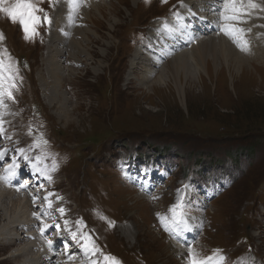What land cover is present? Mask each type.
Instances as JSON below:
<instances>
[{"label": "rangeland", "instance_id": "obj_1", "mask_svg": "<svg viewBox=\"0 0 264 264\" xmlns=\"http://www.w3.org/2000/svg\"><path fill=\"white\" fill-rule=\"evenodd\" d=\"M98 1L103 7L98 13L90 14L89 20L84 22L92 33H84L83 37L79 35V40L86 36L85 39L88 40L78 42L89 56L78 54L82 69L72 70L66 64L60 63L63 68H70L67 81H64L65 84H62L60 90L69 101L66 107L73 125H62V119L55 115L59 111H56L57 105H48L40 88L47 105L43 115L45 123H39V133L32 137L40 141L46 140L50 154L61 163V179L58 190L54 191L59 193L65 206L72 203L71 211L73 207L88 218L87 210L93 207L90 213L102 211L120 222L115 231L106 236L105 243L109 252L123 259L125 264H139L135 258H138V261L142 258L141 264H188V258L185 256L183 262H177V257L172 259L168 256L169 252L161 253L169 240L158 215L153 212L159 205L169 204V201L164 199L162 203L157 202L153 206H149L144 200L141 201L134 192L123 187L126 181L124 163H114L118 155L128 152L126 148L131 144L130 141L138 144H134L129 152L135 151V146L144 148L145 145H151L152 148H157L159 143H167L171 145L172 150L166 155H170L172 160H177L174 156L178 155L181 163L179 169L197 161L203 169L214 172L221 170L218 166H222L225 161L232 160L231 171L223 169L217 172L228 171L227 173L233 176L232 183L207 211L212 226L207 232L206 229L201 231V235L206 233L205 243L211 247L209 250L213 247L231 250L233 242L230 238H234L236 233L237 236L245 234L250 228L257 231V237L252 239L264 244V233L260 226L250 223L251 211L257 210L264 203V200L261 201V198H264V187L259 186L261 182L264 183V64L259 63L258 59L253 60L255 54L260 53L252 51L251 59H247L253 60V63L245 61L248 64L243 66V75L237 81V76L232 71L229 74L227 64H224L222 59L215 61L219 65L215 69L214 62L209 57L199 55L197 62L201 70L197 77H192L195 67L191 60L185 65L186 73L183 69H176L177 79H174L170 69H167L161 86H154V89L141 87L140 78L145 73L144 70L131 73L129 69V55L136 47L140 49L133 36L137 31L152 26L157 17L175 9L178 3L183 4L184 1ZM257 1L264 3L262 0ZM222 2L223 0L218 7L222 8ZM263 14L264 10L260 11L257 15L259 20H256L259 22L257 27L262 31ZM174 24L180 25L179 22ZM242 29L246 30L243 26ZM167 31H164L165 37L168 36ZM0 32L3 33V28H0ZM4 33L14 51V54L7 56L11 57L14 64H19L23 72L31 71L27 90L23 91L17 83L12 90L15 99L11 101L18 106H24L32 100L40 99L39 81L37 83L33 76L36 71L34 68L39 63L41 48L45 51V54H42V76L46 83H49V70L46 66L51 58L47 56L48 46L29 47L24 40L30 43L36 36L26 40L23 30L15 31L4 27ZM171 61L159 65V70L150 77V86L161 69ZM141 66L139 63L136 68L131 69ZM37 75L39 77L41 74ZM70 78L76 85L72 86ZM126 78L132 81H126ZM46 86L45 84L44 90L52 92L51 88L46 89ZM70 87L76 92L73 93ZM0 116L8 117L2 110ZM15 137L6 132L0 136V151L8 149L2 160L3 165L7 166ZM78 151L82 156H78ZM138 152L142 154L143 151L139 149ZM90 153L92 159L85 163V175L82 176L81 161ZM246 153L248 156H243ZM86 180L89 184L85 185ZM0 204V217L3 216V219L7 220H0V264H20L15 257L17 248L9 250L2 239V236L8 238V228L12 227L8 223L12 215L10 203L3 200ZM261 219H264V214ZM123 229H128L127 236L122 232ZM104 231L101 227L100 232ZM23 243L21 241L19 245L26 247ZM200 247L195 251L201 255V252L206 251H201ZM255 247L262 251L263 255L259 258L264 263V246ZM31 255L33 257L39 254ZM235 255L237 254L232 256Z\"/></svg>", "mask_w": 264, "mask_h": 264}, {"label": "bare ground", "instance_id": "obj_2", "mask_svg": "<svg viewBox=\"0 0 264 264\" xmlns=\"http://www.w3.org/2000/svg\"><path fill=\"white\" fill-rule=\"evenodd\" d=\"M220 1L221 0H211L213 5H215V6H213V9H216L218 7V5L220 4ZM262 1L264 2V0H262ZM255 3H258V1L255 0ZM222 4H223V2H222ZM104 5H106V4H104ZM67 7H69V5H67ZM102 7H103V5L100 4L98 0H86L84 7L82 9V12L80 14L83 16V21L85 22V20L86 21L89 20V15L92 13H98ZM222 8H223V5H222ZM251 10L253 13V19H251L250 23H251V28L254 32L252 34V36H253L254 40H260V37L258 35H254L257 32V25L256 24L259 22L256 20H259L257 15L260 13V11L256 10V9H251ZM176 26H178V25H176ZM236 26L239 28H242V26L239 25V23ZM73 27H75V25ZM259 29L261 30V28H259ZM84 33L88 34V33H92V31L90 29H84L83 31H81L80 29L75 30L73 41H71L69 44H67L65 46H63V44H62V49H60L62 51V54L67 53V55L71 56L73 59H76L78 54H84V56L86 55L87 57H89L86 54L87 51H85L84 48H81L78 44V42L80 41L79 35L81 37H83ZM167 34L169 35V30L167 31ZM163 35L166 36L165 32H163ZM225 36L229 37V36L225 35L223 33V31H221V32L219 31V34L217 36H215V35L207 36V37H204L203 39H200L199 40L200 42H198L195 45L196 49H195V47H193L190 51L177 53L176 55H173L174 59H172L171 62H169L166 66H164L161 69L156 80L152 81V86H150L148 83L151 80L150 77L152 75H154V73H156V71L147 70L148 68L146 67L145 63L148 62V65L152 66V65H156L157 62L149 61V56L145 51H143L142 54L139 53L140 49H137V51H134L133 59L130 62V66H131V68H136L138 66V64L141 63L142 66L140 68L143 69L144 70L143 72H145V73L142 75V78H140V86L145 87V88H148V87L151 88L152 87L154 89V86H161L164 83V80H165L164 73L167 72V69H170V72H172L171 74H173V78L177 79L178 70H176V69H183V70H185L183 72L186 73L187 68L185 65H186V63H190L191 60H192V63L195 67V72L193 73L194 75H192V77H194V76L197 77L199 74V71L201 70V66L197 62L199 55H200L201 57H203V56L209 57V59L214 62V68L215 69H217L219 67V65L215 61L222 59L224 64H227L226 67L228 68L229 74H230V71H232L237 76V77H235V80L237 81V79H241V77L243 75V72H242V71H244L243 66L247 65L248 63H245L244 58H242L241 56H239L238 54H235L233 52L231 45L237 46V43L234 42L233 39H229L230 37L226 38ZM241 37L243 40H246L243 33L241 34ZM261 37H263V36H261ZM85 38H87V36ZM85 38L81 41L82 42H88V40ZM57 44H61V42H57ZM247 45H248V51H241L240 48L237 46L238 51L242 52L246 59L247 58L251 59L250 54L252 53V51H253L252 48H254V47L251 43H248V41H247ZM58 48H59V46H58ZM253 53H254V51H253ZM57 54H58V49H56L54 45H49L47 56L51 59L49 61H47L46 67L49 70L48 80H49L50 84L46 83V80L42 75H39L38 81L40 83V88H41L42 92H44V94H45L44 96L48 102V105H50V106L51 105H57L56 111H58V110L59 111L57 113H55V115L62 119V125L64 127H69L70 125L74 124L71 120L72 117L70 115V112L68 111V109L66 107L69 104V101L66 98H64L66 96L63 94V92L60 89H61L64 81H67V76L70 74V68L68 67L65 69V68L61 67L58 60L55 59L56 57H58ZM258 55L261 56L260 54H258ZM252 58H253V56H252ZM76 62L79 63V59H77ZM229 63H231V64H229ZM174 70H176V72H174ZM68 80H69V78H68ZM233 81L234 80H232V82ZM45 84L47 85L46 89H49V87H50L52 92L48 93L47 91L44 90ZM2 112H4L6 114V111H2ZM10 115L13 117L14 114L11 113ZM3 126H6V124L3 123ZM57 194H59V193H57ZM52 196H54V195L53 194L50 195V197H52ZM3 200L4 201L6 200L7 203L9 202L10 208H11V214L12 215H10V221L8 223L10 225H12V227L8 228V236H9L10 233H13L15 231V229H13L14 224L19 220L23 221L26 219L25 210H24L26 208H25V205L22 204L23 201L21 200V197L16 196L11 192H1L0 191V202H2ZM140 200L143 201V199L141 197H140ZM7 206L9 208L8 204H7ZM7 206H5V207H7ZM51 214H52V212H51ZM7 216H8V214H7ZM2 219H3V216L0 217V220H2ZM5 220L6 219H3L4 222H5ZM15 220H16V222L14 223ZM127 230L128 229H123V231H122L125 236H127V232H128ZM21 241L22 242H28L25 240V238H22L21 236H19L17 238V241H15L14 243L20 244ZM169 243L170 242L168 241L165 244V247L162 248L161 253L167 254L169 252L168 253L169 257H171L172 259H174V257H177V262H183L185 252L174 250V252L171 253ZM19 244L14 245V248L15 247L17 248L15 257L18 259V263L29 264L30 262H35L38 264H53L52 258H54V257L50 256V253L47 250H44L43 254H41V255L40 254L35 255L33 257H29L28 259L27 258L25 259V257L28 256L30 249L28 247H23ZM6 246L8 247L9 250L11 248H13L11 243H9Z\"/></svg>", "mask_w": 264, "mask_h": 264}, {"label": "snow or ice", "instance_id": "obj_3", "mask_svg": "<svg viewBox=\"0 0 264 264\" xmlns=\"http://www.w3.org/2000/svg\"><path fill=\"white\" fill-rule=\"evenodd\" d=\"M166 2V0H163ZM6 3V0H0V12L6 13L7 17L13 23H19L22 26V30L25 34L26 40L33 39L36 35H38V28L42 23H51L50 18L45 13L43 16L37 15V13H42L44 10L42 8L37 7L34 0H15V2L9 7H3ZM74 7H78L79 4L77 0H73ZM260 5L255 3V0H223V8L221 10V17L224 21V24L221 28V31L230 38L233 39L234 42L237 43V46L241 51H248L247 41L243 40L241 34L244 29L237 27L238 23H246L243 19L244 15L250 14L251 9L259 8ZM264 10V9H261ZM235 22V23H232ZM5 39L4 34L0 32V42ZM11 60V57L7 56V49H0V106L4 105L5 98L9 100H14L15 97L13 95V89L16 87L15 79L19 74V69L14 67L12 63L6 62ZM4 133L3 121L0 120V136ZM44 144H47V141H42ZM40 141L35 143V147L40 146ZM21 154L24 153V149L18 150ZM7 155V150L0 151V160H3ZM25 159H28L25 156ZM41 157H36V163H32V169L35 172H39L42 176H46L45 168L40 167ZM19 165L16 163L15 157H13V163L10 165L8 169L5 171L9 174V176H15L16 168ZM57 165L55 161H53L52 170H55ZM48 180H51V176H46ZM7 179V177H4ZM23 187V185H21ZM52 195L49 193V196ZM44 199L47 201L48 196H45ZM155 199V197H154ZM35 202L36 197H33ZM49 207H51V203L49 202ZM184 203L182 198L178 197L177 202L170 206L168 209L169 213H171V217L169 218L167 215L161 216L159 213L157 214L162 225L165 228V231L177 230L176 234L179 235L183 231L189 230L187 227L186 221V213L184 211ZM61 214H63L64 209H58ZM39 218V217H38ZM101 219H106V217H101ZM169 219L172 227L169 226ZM67 221L65 224L67 225ZM77 225L83 226V222L78 220L76 221ZM113 222L109 221V226L112 225ZM45 227H48L45 225ZM56 228L59 229V225H56ZM43 232V229H42ZM79 233V239L83 240L84 243L82 245L85 256H97L99 254L102 259H92L90 264H121V262L111 254H104L100 247L96 245L95 241L89 236L87 233H81L79 228L75 232H71V236L73 240L77 239V234ZM49 247L52 246V241H48ZM67 246V245H65ZM221 249H215L212 252V255L201 257L198 252L194 249L189 248V256H188V264H223L225 261V257L221 254ZM71 259V256L69 257Z\"/></svg>", "mask_w": 264, "mask_h": 264}, {"label": "trees", "instance_id": "obj_4", "mask_svg": "<svg viewBox=\"0 0 264 264\" xmlns=\"http://www.w3.org/2000/svg\"><path fill=\"white\" fill-rule=\"evenodd\" d=\"M240 155H241V154H240ZM243 156H248V155H247V153H246V154H244Z\"/></svg>", "mask_w": 264, "mask_h": 264}]
</instances>
